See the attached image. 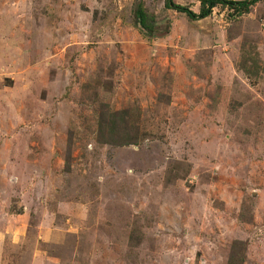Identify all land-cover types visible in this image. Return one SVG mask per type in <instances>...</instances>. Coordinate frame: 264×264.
<instances>
[{
	"label": "rangeland",
	"instance_id": "obj_1",
	"mask_svg": "<svg viewBox=\"0 0 264 264\" xmlns=\"http://www.w3.org/2000/svg\"><path fill=\"white\" fill-rule=\"evenodd\" d=\"M137 1L0 0V264H227L238 239L264 264V0H142L156 37ZM100 102L144 138L100 143Z\"/></svg>",
	"mask_w": 264,
	"mask_h": 264
},
{
	"label": "trees",
	"instance_id": "obj_2",
	"mask_svg": "<svg viewBox=\"0 0 264 264\" xmlns=\"http://www.w3.org/2000/svg\"><path fill=\"white\" fill-rule=\"evenodd\" d=\"M262 0H200L199 11L193 10L187 5L180 4L176 0H165V6L186 14L192 20L208 17L216 7L231 10L234 17L241 16L251 11V8ZM135 26L143 35L156 37L158 35L159 22L155 15L145 6V3L137 1L134 8ZM258 52L255 56L243 47L240 68L250 77H260L263 67ZM96 138L100 143L113 146L138 144L145 135L144 129L138 120V113L130 108L120 110L112 109L108 103L100 102L96 109ZM247 241L235 240L230 249L227 264H244L247 254Z\"/></svg>",
	"mask_w": 264,
	"mask_h": 264
}]
</instances>
